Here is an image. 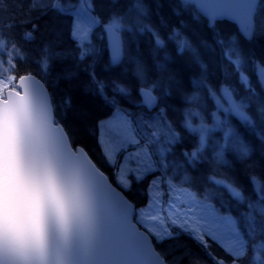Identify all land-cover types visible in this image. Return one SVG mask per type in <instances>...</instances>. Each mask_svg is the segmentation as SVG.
<instances>
[{
    "label": "snow or ice",
    "instance_id": "obj_1",
    "mask_svg": "<svg viewBox=\"0 0 264 264\" xmlns=\"http://www.w3.org/2000/svg\"><path fill=\"white\" fill-rule=\"evenodd\" d=\"M0 264H264V0H0Z\"/></svg>",
    "mask_w": 264,
    "mask_h": 264
}]
</instances>
